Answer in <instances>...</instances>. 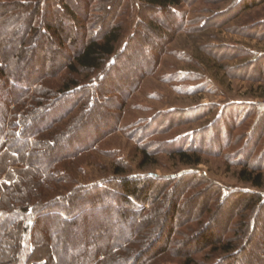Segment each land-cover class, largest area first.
<instances>
[{
	"label": "trees",
	"instance_id": "trees-1",
	"mask_svg": "<svg viewBox=\"0 0 264 264\" xmlns=\"http://www.w3.org/2000/svg\"><path fill=\"white\" fill-rule=\"evenodd\" d=\"M54 1L19 0L15 5L24 12L11 10V7H6V2L0 3V12H7V8L11 10L0 23V78L3 80L0 85V191L4 193L0 197V264H69L58 257L54 244L56 239H53L57 234L40 232L39 221L43 214L62 223L60 238L67 244L63 245L62 242L60 251L72 252V264H235L237 261L228 259L248 248L250 235L259 228L258 217L261 211L264 212V198L258 191L236 189L223 196L221 189L218 192L215 189L205 210L191 214L187 202L194 200L197 195L193 193L188 196V191L193 186V181L189 180L198 175L204 176L203 173L196 172V168L178 177L168 178L166 182L157 176L121 175V190L113 192L107 201L102 200L108 193L107 189L98 184L73 187L66 194L47 198L45 190L50 189L51 185L42 187L41 182L53 180L50 169L58 167L66 159L95 148L103 136L118 129L127 101L140 87L141 80L156 72L160 56L166 52V47L159 45V42L154 43L152 46L156 54L144 56V45L138 37L143 22L141 15L152 18L151 13L157 8L167 12L168 20L174 28L156 26L154 21L146 26L147 35H163L165 40L171 39L173 31L185 26L182 13L177 11L183 0H138L139 13L135 28L120 47L128 30L127 0ZM262 2L264 0H240V10L247 11ZM118 13L122 18H119L121 15ZM55 25L58 37L57 40L46 38L48 47L46 57L40 61L41 67L27 68L25 62L19 60L21 52L38 45L39 39L46 37L44 35ZM211 25L214 24L209 21L202 27ZM248 37L262 40L264 30L254 31ZM28 39H31V43L27 42ZM228 48L230 52L225 54L228 58L248 53L245 48ZM135 58H141L143 68L135 72L126 84L115 83L114 73L131 72L129 62ZM240 65V68L237 65L232 71H245L251 79L264 82V52ZM220 66L222 67L221 64ZM224 70L228 76L231 75L227 69ZM174 76L179 81L180 75ZM12 85L19 86L17 95L9 92L8 87ZM205 85L208 83H204L202 87L196 86L195 91L204 90ZM9 104H14L16 111H24L17 114L9 109ZM58 106L61 109H57ZM209 106L211 109H208ZM209 106L199 105L185 112L194 114L191 120H195L214 111L215 105ZM74 112V119L78 123L95 114L112 122L109 127L95 129L96 134L90 135L82 131L77 134L76 123L66 121ZM224 118L228 123H225L227 128L223 127V146L232 145L231 138L234 137L235 144H243L236 151L237 160L243 155L245 148L247 152L246 161L235 162L240 165L237 179L250 184L252 188L261 189L264 184V162L257 163L259 160L255 159L264 160V105H226L212 124L191 132V146L178 144L169 151L170 156L177 157L187 165L200 164V153L207 149H201L198 141L208 139L216 145L214 141L218 136L215 137L213 133L218 123L224 125ZM251 121L253 127L247 134L246 128ZM238 127L245 128V131L234 132L233 129ZM70 133H75V137L70 136ZM246 134L250 138L254 135L249 140V148L245 146L248 142L242 143ZM64 137L71 138L63 144ZM22 138L19 145L15 144ZM168 142L173 145L172 141ZM162 143H156L153 151L148 150L147 146L140 148V167L154 162L153 152L158 151L163 146ZM259 146L263 148L257 154L255 150ZM28 149L30 152L27 155L25 150ZM216 149L214 152L220 153V149ZM21 151L26 158L31 156L24 166L26 168L10 169L14 160L22 158ZM114 171L119 174L124 170L117 165ZM25 172L29 174L24 175ZM54 179L59 181L62 178ZM155 181L161 183L163 191H156ZM212 184L219 186L216 182ZM233 194L243 198L240 211L233 208L226 232L220 231L222 241L209 240L203 230L209 226L211 215L205 219L202 215L206 211L211 213L212 204L213 211L222 208ZM232 204L235 205V202ZM128 205H132L133 216L127 224L125 209L128 208L123 207ZM100 223L102 227L98 231L95 228ZM113 229L117 233L111 236ZM67 232L69 236L64 235ZM191 237L198 247L193 250L181 249L182 245L191 241ZM103 239L108 241L101 246ZM6 243L7 249L4 248ZM205 247L209 251L203 258L198 260L191 256L194 251L204 252ZM213 253L220 256H214L207 263ZM172 256L178 262L168 259Z\"/></svg>",
	"mask_w": 264,
	"mask_h": 264
},
{
	"label": "rangeland",
	"instance_id": "rangeland-1",
	"mask_svg": "<svg viewBox=\"0 0 264 264\" xmlns=\"http://www.w3.org/2000/svg\"><path fill=\"white\" fill-rule=\"evenodd\" d=\"M18 1L19 0H0V3L6 2V4H8L6 7H11V10H20L24 12L19 6L15 5ZM127 1L129 2V14L127 17L128 30L120 42V47L128 40L130 34L133 32L139 13L138 0ZM239 2L240 0H183L178 6L177 11L182 13L185 26L181 30L173 31V35L170 37L171 39L167 40L163 39V35H157V37L154 34L147 35L146 31V26L151 24L152 21H154V25L156 26L161 25L174 28L172 22L168 20V14L165 10H160L158 8L154 9L155 11L151 13L152 18L141 15L143 22L142 27L139 29L138 37L142 39V44L144 45V56L149 57L156 54L152 46L154 43L157 44V42H159V45L163 44L164 47H166V52L162 53L160 56L156 72L152 75L145 76L141 80L140 87L127 101L122 111L118 129L112 130V132L103 136L95 148L86 150L78 156L66 159L60 162L58 167L50 169L49 173L52 174L53 180L49 179V181H45L47 184L45 182L43 183V181L41 182L42 187L51 185L50 189L48 188L45 190V192H47V198L66 194V192L73 187L93 186L98 184L103 189H107L108 193L106 196H101L102 200L105 199V201H107L113 192L121 190L119 182V176L121 175L157 176L165 181L171 177H178L180 174L194 168H196L194 169L196 172L203 173L204 176L196 175L197 177L194 179L190 177L191 179L189 181H193V186L192 189L188 191V196H191L193 193L197 195L194 200L191 199L192 201L188 200L187 202L191 214H194V211L200 210L203 212V210H205L208 203H210V197L213 196L215 189L217 192L221 189L223 196H226L229 191H234L236 189L258 191L264 198V184L262 188L258 190L252 188L250 184L241 182L237 179V171L240 165L235 162L246 161L247 152L245 148L243 155H240L239 160H237L238 153H236V151L240 148L239 145L241 146L243 144H235L234 137L231 138V141H233L232 145L223 146V127H226L228 123L226 118H224L223 121L224 125L218 123L213 133L216 135L215 137L218 136L214 141L216 145L212 144V141L208 139L202 142L198 141L197 144L201 149H207L200 153L202 159L200 164L196 166L187 165L180 162L177 157H171L169 154V151L175 149L174 147L178 144L181 146H191V132L198 131L212 124L221 115V111L226 105L231 103L264 105V82L251 79L248 73L245 74V71H232L237 65L240 68V64L254 57L249 49L254 50L257 54L264 52V39L259 40L258 38L248 37L252 35L254 31L260 32L264 30V2L247 11L240 10L241 7ZM6 10L7 12L11 11L8 10V8ZM115 10L116 9H114V12ZM7 12H0V23L7 17ZM118 15L121 14L118 13ZM119 18H122V15ZM179 18L181 19L180 16ZM203 19H205L207 24L210 21L213 22L214 25L203 28L201 25ZM56 27L57 25L46 33V35H44L46 37H41L37 42L38 45L31 49H24L21 52L19 60H23L27 68L32 67L39 69L41 67L40 61L43 57H46L48 47L46 38L57 40L58 34ZM27 42L31 43V39H28ZM131 47H133V44ZM228 47L245 48L248 53L245 54L244 52V54H240L235 58H228L225 56L227 52H230V48ZM3 49L5 51L4 47ZM191 56L193 60H197L199 64H197V61H195L196 63H191ZM4 59L6 62V58ZM129 63L131 64V72H115L114 78L117 81H115V83L122 85L126 84L134 76L133 74L142 69L144 65L141 58L131 59ZM191 69L200 72L204 71L206 77H211L215 85L209 83V86L205 85L206 88L203 92H198L197 95L191 97ZM224 69H227L231 75L228 76ZM259 69H261V66ZM175 74L180 75L179 81L178 77L174 76ZM25 78L29 79L26 75ZM252 78H254V76ZM2 81L3 80L0 78V85ZM18 87V85H12L8 87V90L10 93L16 94L19 91ZM199 105H215V109L214 111L211 110L207 112L205 115H201L200 118L191 120L194 114H191V112L186 113L185 111ZM60 106L56 108L61 109ZM8 107L13 111L17 109L14 104H9ZM57 109L54 111L57 112ZM208 109H211L210 106ZM23 111V109H19L16 112L20 114ZM75 114V112L72 113L66 121L69 120L67 123L72 121L76 123L75 133L77 134L80 133V131L90 135L96 134L95 129L109 127L112 122V120L107 121L102 115L95 114L89 115V117L78 123L77 120L74 119ZM49 116L50 115L47 117L49 118ZM227 126H229V124ZM252 127L253 121H251L250 125L246 128L247 134H249ZM233 131L242 132L245 131V128L238 127L234 128ZM18 132L19 127L16 133L18 134ZM75 133H70V136L72 135L75 137ZM247 134L243 138L244 142L242 140V143H249V140H252L254 135H251L250 138ZM219 136H222V142ZM24 137L27 138L26 135H24ZM68 138L69 137L66 139L65 137L63 138V144H65ZM70 138L68 140H70ZM22 140L23 138L20 141H16L15 144L19 145ZM168 140L172 141L173 145L169 142L167 143ZM71 141L72 143L74 142L73 140ZM156 143H162L163 146H160L158 151L155 150L153 152L154 162H149L145 166L140 167L138 164L141 156L140 148L147 146L148 150L153 151ZM248 143L245 145L247 148L251 145V143ZM73 148L75 150L76 146ZM216 148L220 149V153L214 152L217 150ZM262 148L263 146L256 148L255 151L257 154ZM29 152L30 149H28V151L25 150V154L28 155ZM21 153V155L24 154L23 151H21ZM16 156L18 155L16 154ZM30 157L28 159V157L26 158L23 155L19 160H14L9 168L16 170L26 168L24 166L30 161ZM256 160H259L257 163L264 162L261 158L255 159V161ZM32 165H34L33 162ZM117 165L123 168L124 171L122 173H115L114 169ZM36 171L37 170H34V172ZM31 173L32 172H30V174ZM28 174V172L24 173V175ZM60 177L62 179L59 181L54 179ZM157 181H155L154 184L156 191L162 190L163 187H161V183ZM37 182L39 181L37 180ZM212 182H216L220 187L214 186ZM206 193L209 194L207 195ZM3 194L4 193L0 191V197L3 196ZM96 196L100 199L98 194ZM242 199V197L240 198L233 194L222 208H217L213 211L212 204L211 213L209 214V212L206 211L207 213L202 215L204 219L211 215L209 226L203 230L209 240L214 239L217 241V239H219L222 241L223 235L221 233L226 232L229 222L228 219L230 218L233 208L236 207V210L240 211ZM165 201L164 199V202ZM233 201L235 205L232 204ZM162 207H164V205H162ZM123 208H128V210L125 209L127 212L128 224L130 218L133 216L132 205H128V207L124 206ZM187 212L189 213V211ZM184 213L186 214V211H184ZM108 219L110 220V218ZM258 221L260 222L259 228L250 235L251 240L248 248L242 249L236 257H232L228 259V261H237L235 264L263 263V211L259 214ZM39 224L40 232L57 234L56 238L53 239H56L54 244L58 257L61 261L72 264L73 261L70 262L72 252L60 251V245L63 242L60 238V232L63 229L62 223L55 218H50L43 214ZM101 227L102 223H100V225L96 224L95 229L99 231ZM116 233V230L114 231L113 229L110 235L114 236ZM226 234L230 236L229 233ZM64 235L69 236V233L67 232ZM107 241V239H103L101 241V246H104ZM66 244L67 242H63V245ZM7 245L6 243L5 249L8 248ZM197 247L198 244H196L194 238L191 237V241L188 244L182 245L181 249L191 248L193 250ZM203 250L205 251L191 252V256L199 260L208 253L207 251H209V248L205 247ZM210 255H212L210 256L211 260H207V263L211 262L214 256H220V254L216 255L214 253ZM172 257L168 259L178 262L177 258ZM99 259H101V257Z\"/></svg>",
	"mask_w": 264,
	"mask_h": 264
},
{
	"label": "crops",
	"instance_id": "crops-1",
	"mask_svg": "<svg viewBox=\"0 0 264 264\" xmlns=\"http://www.w3.org/2000/svg\"><path fill=\"white\" fill-rule=\"evenodd\" d=\"M201 22H202L201 25H203L205 23V19H203ZM249 51H250V53L253 56L257 55V53L254 52V50L249 49ZM195 61H197V60H195V59L193 60V58L191 56V63L192 62H195ZM197 64H199L198 61H197ZM192 74L195 75V76H193ZM204 83H208V84L209 83H212V84H214L212 82V80H211V77H206V75L204 74V71L203 72L202 71L200 72L198 70H192L191 69V97L197 95L198 92H203L204 91L203 89H200V90L195 91L196 90V86L202 87ZM246 102H248V101H246Z\"/></svg>",
	"mask_w": 264,
	"mask_h": 264
}]
</instances>
